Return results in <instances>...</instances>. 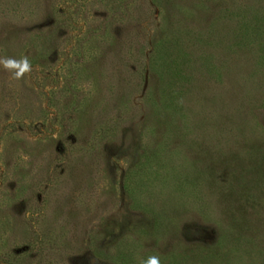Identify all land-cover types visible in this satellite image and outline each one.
<instances>
[{
  "label": "rangeland",
  "instance_id": "rangeland-1",
  "mask_svg": "<svg viewBox=\"0 0 264 264\" xmlns=\"http://www.w3.org/2000/svg\"><path fill=\"white\" fill-rule=\"evenodd\" d=\"M21 57L0 264H264V0H0Z\"/></svg>",
  "mask_w": 264,
  "mask_h": 264
},
{
  "label": "clouds",
  "instance_id": "clouds-1",
  "mask_svg": "<svg viewBox=\"0 0 264 264\" xmlns=\"http://www.w3.org/2000/svg\"><path fill=\"white\" fill-rule=\"evenodd\" d=\"M0 64H3L4 67L13 69L19 66H22L25 71L31 70V62L27 57H21L19 60H15L12 58H4L0 59ZM21 73H14L15 78H19ZM140 264H162L159 256L153 255L149 256L146 260H142Z\"/></svg>",
  "mask_w": 264,
  "mask_h": 264
}]
</instances>
